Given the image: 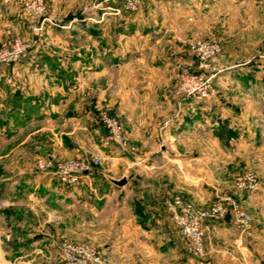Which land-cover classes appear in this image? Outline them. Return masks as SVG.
Segmentation results:
<instances>
[{
	"label": "rangeland",
	"instance_id": "rangeland-1",
	"mask_svg": "<svg viewBox=\"0 0 264 264\" xmlns=\"http://www.w3.org/2000/svg\"><path fill=\"white\" fill-rule=\"evenodd\" d=\"M15 41L23 46L19 55L0 60V179L48 172L37 167L48 151L36 144L49 141L50 121L66 122L69 131L75 129L71 137L90 132L87 141L94 144V136L101 148L54 159L87 156L100 162L85 174L91 178L87 190L69 197L61 212L40 211L51 217L45 231L0 219V264H64V242L92 245L118 264L106 248L109 229L105 223L95 227L91 206L99 197L104 203L111 189L135 188L128 203L143 231V162L135 159L143 148L128 117L142 119L143 130V109L152 107L162 112L157 131L149 134L152 140L166 144L173 126H185L177 145L196 158L156 163L151 169L163 173L166 185L171 177L176 183L177 192L164 205L176 239L191 255L168 207L175 198L203 211L221 204L224 216L202 223L205 255L211 226L231 225L238 234L255 225L262 232L246 244L260 252L259 264H264V0H0V51ZM150 69L159 74L147 85L143 76ZM193 78L202 79L198 87L209 85L206 98L188 95L186 82ZM37 105L40 117L30 111ZM28 116L45 122L42 135H31L34 123L28 126ZM104 117L121 126L126 149L106 140ZM167 151L176 155L174 149ZM122 177L127 183L118 189L108 180ZM188 190L199 199H187ZM32 195L39 205L38 195ZM8 210L0 212L8 217ZM237 210L250 217L248 226L236 223ZM28 238L43 239L32 245L36 253L25 250Z\"/></svg>",
	"mask_w": 264,
	"mask_h": 264
},
{
	"label": "crops",
	"instance_id": "crops-1",
	"mask_svg": "<svg viewBox=\"0 0 264 264\" xmlns=\"http://www.w3.org/2000/svg\"><path fill=\"white\" fill-rule=\"evenodd\" d=\"M149 67H153V65ZM158 74V70L150 69L146 77L143 76V80L147 81V85H152L153 83L150 82L153 80L152 76H157ZM145 88L146 86L143 85V90ZM133 89L134 85H130L128 92L132 93ZM143 92L149 94L150 91L146 90ZM39 108L40 106L38 105L30 108L32 115L38 114L37 117H40L42 112ZM161 113L160 110H156L153 107L143 109V130L140 128L142 119L131 114L128 117L129 123H131L130 129L133 130L135 140L140 141L141 148H143L141 156L135 158L139 161V164L143 162V191L140 196L143 198V202H140L143 205V231L139 229L141 224H139V221L133 215V204L128 203L129 197L132 196L133 192L137 191L135 188L129 187L124 190L111 189L103 195L106 198L104 203L101 204L99 197L97 198L98 202H95L91 206L92 220L95 227L100 229L105 223L109 229L107 250L117 260L118 264H259V258H262L259 256L260 252L249 249L246 244L254 243L262 232L255 225L252 226L249 233L239 232L238 234L231 225L217 224L211 226V247L201 259L193 258L186 250L184 244L182 245L176 239V236H174V232L170 229V223L168 224V220L170 219L166 215L164 205L177 192L176 183L171 179L173 177H171L170 183L166 185L165 179L167 178H164L163 173L155 172L151 169H153V165L156 163L163 164L169 160H182L183 162L190 163L195 162L196 158L188 153V151L186 153L182 150L183 152L181 153L177 145V139H179L180 135H183L181 132L186 129L185 126H173L166 144L164 140L159 144H157L156 140H152L149 134L151 131H157L155 123H157L158 117L162 115ZM30 118L32 117L28 116L26 119L28 120V126L34 123L33 130H30L32 132L31 135H35V137L38 134L42 135L43 133L41 132L46 131L45 122H41L39 118ZM136 122L139 124L137 125ZM57 123L50 121L48 124L51 130V133L45 137V139L49 138L48 142L37 140L36 147L39 146L38 148L42 151H48V159L54 160L57 157L70 158L82 150L100 152L101 146L98 147V139L96 137L93 136L97 143L90 144L87 141V136L92 135L90 132L86 134L80 132V136L77 134V136L71 137L75 129L69 131L66 122ZM141 133H143L142 137ZM64 137H66V143L65 139L63 140ZM165 139H167L166 136ZM42 142H46V144ZM167 148L174 149L176 155L169 156ZM157 149H160L161 154H156L158 152ZM125 160L134 164L133 160ZM21 173L23 174V172L13 174L12 177L7 175L1 176L0 210L4 208H10V210L6 211L9 214L8 217L0 212V216H2L0 219H17L19 220L17 221V227L20 229L31 226L43 231L50 227L51 217L45 219L41 216L40 211L45 208L49 212L51 210L52 212H56L54 210L59 208V212H61L64 202L75 193H84L87 190L86 184L91 179L88 175H85L81 179L80 185L73 187L61 185L51 171L36 176L27 173L21 176ZM171 181H173V184ZM92 191L97 194V188H93ZM10 193L15 198L14 201H9L11 197L8 194ZM34 193L39 197V205L33 203L32 197L34 195L32 194ZM184 195L189 200L197 201L199 199L198 197L195 199V193L190 190L186 191ZM118 199L119 201H116ZM107 210L106 215L103 214ZM120 213H127L125 214L127 216H120ZM53 222L57 223V220L55 219ZM27 235L29 237L32 236L30 232H27ZM43 239H46V236ZM43 239L28 238L26 240L29 242L28 248L25 250L36 253L37 251L32 245L38 240Z\"/></svg>",
	"mask_w": 264,
	"mask_h": 264
},
{
	"label": "built area",
	"instance_id": "built-area-1",
	"mask_svg": "<svg viewBox=\"0 0 264 264\" xmlns=\"http://www.w3.org/2000/svg\"><path fill=\"white\" fill-rule=\"evenodd\" d=\"M22 49V44L19 41H15L10 48L0 51V60L16 57ZM198 80L201 81L202 79L193 78L187 80L186 84L189 87L188 95L196 96L198 99L206 98L209 85L198 87ZM103 122L108 129L106 140H110L126 149L127 141L122 136L121 126L106 117L103 118ZM99 162L100 159L98 157L91 158L87 156L59 160L39 159L37 167L44 172L51 171L61 185L75 186ZM168 207L180 233L187 241V246L192 257L197 259L203 258L205 256V249L203 247L204 232L202 223L208 217H223L225 212L223 206L221 204H214L209 210L203 211L193 208L191 204L184 203L179 198H175L168 204ZM235 216L238 225L243 228L248 226L250 217L245 212L237 210ZM61 259L64 264H115L114 260L104 254L102 250L92 245L74 244L71 242H64L62 244Z\"/></svg>",
	"mask_w": 264,
	"mask_h": 264
},
{
	"label": "water",
	"instance_id": "water-1",
	"mask_svg": "<svg viewBox=\"0 0 264 264\" xmlns=\"http://www.w3.org/2000/svg\"><path fill=\"white\" fill-rule=\"evenodd\" d=\"M108 180H109V182L111 183V184H113L115 187H117V188H122V187H124L125 185H126V183H127V180H126V178L125 177H122L121 179H119V180H115V179H112V178H108Z\"/></svg>",
	"mask_w": 264,
	"mask_h": 264
},
{
	"label": "trees",
	"instance_id": "trees-1",
	"mask_svg": "<svg viewBox=\"0 0 264 264\" xmlns=\"http://www.w3.org/2000/svg\"><path fill=\"white\" fill-rule=\"evenodd\" d=\"M217 136H218L219 138H223V137H224V135L221 134V133H217Z\"/></svg>",
	"mask_w": 264,
	"mask_h": 264
}]
</instances>
